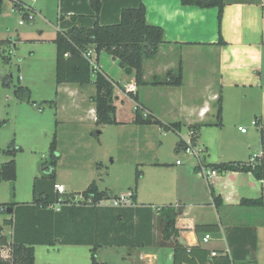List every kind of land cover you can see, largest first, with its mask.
Instances as JSON below:
<instances>
[{
	"label": "crops",
	"instance_id": "crops-1",
	"mask_svg": "<svg viewBox=\"0 0 264 264\" xmlns=\"http://www.w3.org/2000/svg\"><path fill=\"white\" fill-rule=\"evenodd\" d=\"M137 2L138 0H104L102 9L97 12L92 8L91 0H60L56 20L58 21L63 5L64 11L69 16L81 13L87 14L89 18L93 16V19L102 23H114L120 18L121 6H133ZM142 2L146 6L147 21L161 26L165 37V42L159 46L156 56L144 61V80L147 82L164 80L167 74L177 72L182 66V85L139 86L135 82L134 75L122 70L118 60L102 52L97 64L117 82L115 104L117 120L120 123L101 125L96 123L95 103L91 99L95 90L94 84L86 86L56 84V95L51 100L56 101L54 127L59 130L57 150L61 151L60 156H65L69 147L71 154H77L84 138L88 141V148H97V144L102 146L104 132L110 126L120 127L121 132H128L131 137L140 132L142 151L143 127H153L158 124L146 125L134 122L136 109L140 105L145 116L149 113L164 123L182 124L180 132L175 131L179 136L175 146L176 153L184 152V147L178 150L177 145L181 139L185 144L186 140L190 139L189 127L205 123L207 125L198 130L196 141V145L205 151L202 156L204 165L248 161L238 155L242 148L228 136L227 130L233 127L242 131L240 123L243 120L257 118L260 125H255V129L261 145L260 127L264 125V0H225L221 24H219L217 7L186 6L181 0H142ZM24 13L26 17V10ZM83 22L90 21L83 19ZM58 29L57 22L56 34ZM56 34L50 38L54 43ZM221 38L223 43H220ZM150 76L153 78L151 79ZM129 83L136 84V92L127 89ZM90 87L91 93L87 91ZM117 89L124 93L119 98ZM135 94H138L139 102L134 99ZM43 96L47 97V95ZM219 96L222 97L221 126L214 124ZM90 99L91 101H88ZM127 99L134 104L128 119L122 120L119 119L118 113L125 108L126 102L130 103ZM45 108L39 106L38 116L46 115ZM84 129L91 133V136L79 137ZM170 132L165 131L163 135L166 136ZM243 133L248 132L246 130ZM94 135L96 137H93ZM248 148L251 149L250 146ZM159 149L161 150V147L154 155L157 161L150 164L164 169L169 176L159 181L162 184L157 180L153 181L152 192L146 190L150 183L148 181L146 184V175L141 176L136 189V201L131 205L152 208L172 205L179 212L176 226L180 233L179 241L183 239L184 245H201L211 252H222L230 248L231 241L234 252L241 260L254 259L257 264H264V207L241 205L244 198L262 197L264 200V179L256 178L252 172L241 171L219 172L217 176L207 178L200 171L195 157L182 160V163L178 164L177 160L180 158L176 159L174 155L171 161H168L170 163H167L160 159ZM93 161L98 162L95 156L91 162ZM68 166L73 167L68 168L67 175L81 177L85 173L75 168L77 167L75 164ZM105 166L103 162H99L97 166L93 165L89 168L85 180L87 187L96 180L101 190L113 192L105 185V176L109 174L104 169ZM93 168L96 173L91 170ZM56 173L57 183L65 187V184L72 186L68 181L67 183L58 181L57 169ZM61 177L64 178L65 174H61ZM131 189L132 187H129L124 194L133 192ZM70 192L78 193L75 190ZM214 193L220 197L219 204L215 201ZM112 203L113 200L108 199L101 205L114 206ZM6 218L10 216L3 218L0 225L3 228L2 234L11 242L13 227L4 225ZM211 224H218L220 231L209 232L211 238L205 242L204 237L207 233L199 232L197 227ZM153 225L156 242L145 247H127L129 251L126 254L131 259L129 264H174V247L159 243L162 220L158 213L155 214ZM7 227L11 236L6 231ZM81 246L89 247L91 264V245L62 243L35 245V264L72 263L77 255L79 256Z\"/></svg>",
	"mask_w": 264,
	"mask_h": 264
},
{
	"label": "trees",
	"instance_id": "trees-1",
	"mask_svg": "<svg viewBox=\"0 0 264 264\" xmlns=\"http://www.w3.org/2000/svg\"><path fill=\"white\" fill-rule=\"evenodd\" d=\"M186 6L201 8H218L219 24L223 17L225 0H181ZM104 0H91V6L99 12ZM15 7L25 10L20 0H15ZM120 18L114 23H102L87 14L68 15L61 5L58 18L59 29L54 39L57 45L56 56V83L77 84L86 86L94 84L96 93L91 97L95 103L96 123L118 124L117 106L115 104V89L117 82L104 70L97 72L86 56L88 50H93L98 63L102 52L110 54L118 60L122 70L134 75L137 85H174L183 83V69L180 66L177 72H170L164 80L147 82L144 80L143 66L145 59L156 56L159 46L165 42L164 30L159 25L150 24L146 17V6L138 0L133 6H121ZM69 16V17H68ZM83 19L90 22L84 23ZM220 43H223L222 38ZM2 54V53H1ZM0 54V55H1ZM6 61L11 57L3 55ZM17 98L28 100L29 87L19 85L15 90ZM139 102L138 94L133 95ZM33 103L36 104V101ZM49 104L55 106V100H44L39 106ZM256 125L259 120L256 118ZM134 122L137 124H158L165 131L180 132L182 124L179 122L164 123L152 114L143 115L139 105L135 112ZM215 125H222V97H218L217 116ZM207 124L199 123L190 126V139L196 145L198 130ZM262 155L256 162L230 161L221 163H208L207 167L217 169L219 172L241 171L252 172L258 179H264V125L260 127ZM57 134L50 144L49 156L42 160L41 175H37L33 182L34 199L27 203H14L7 208L0 205V212L10 218L4 220V225L13 227V237L9 242L11 260L0 259V264H35V245L56 243L91 245V264H101L98 251L104 246H126L138 248L152 245L156 242L153 219L158 213L162 220L161 243L174 247V264H257L254 259L241 260L236 254L230 241V248L226 251L212 252L201 245L188 246L179 241V229L176 226L179 212L172 206H102L101 202L116 199L108 190H101L94 180L81 193L66 192L60 194L55 189L57 183L56 167L59 156L57 155ZM185 141L181 139L177 145L180 150ZM21 148L12 141L4 150L10 159L0 168V180L14 181L17 178L16 155ZM2 150L0 149V152ZM142 176L137 171L135 187L132 188L133 203L136 201V189ZM82 199H77L78 197ZM215 201L220 203V197L214 193ZM58 204L59 207H50ZM244 206H263L264 200L260 198H244ZM0 225V239L3 244L8 243V237L2 234ZM199 232H218L220 226L205 225L197 227ZM257 240V237L256 239ZM256 243V241H255ZM256 247V244H255ZM244 261V262H242Z\"/></svg>",
	"mask_w": 264,
	"mask_h": 264
},
{
	"label": "rangeland",
	"instance_id": "rangeland-1",
	"mask_svg": "<svg viewBox=\"0 0 264 264\" xmlns=\"http://www.w3.org/2000/svg\"><path fill=\"white\" fill-rule=\"evenodd\" d=\"M20 1L24 5L33 4L35 10L33 21L24 17V10L15 7V0H0V49L3 50L0 55V149L2 150L0 168L10 159L4 151L9 143L14 141L15 146L21 148L15 157L17 178L14 181L0 180V205L5 204L7 208L14 203L33 201L34 177L41 175L42 160L49 156L50 144L55 134L59 132L54 127L56 112L54 106L44 105L46 115L41 117L38 116V112H40L39 105L44 101L41 99L51 100L56 95L57 46L50 38L56 34L60 0ZM21 20H24L25 24L21 25ZM9 49H11V55L8 53ZM3 55H9L11 59L6 61ZM19 85L29 87L31 92L29 101L17 98L15 90ZM87 91L91 93V87L87 88ZM117 92H119L118 98L124 94L120 89H117ZM95 93L96 89L93 90V96ZM127 100L130 101V99ZM34 101L36 104L33 103ZM127 103L129 102H126L125 108L118 113L119 119H128L134 103L133 101ZM253 120V118L245 119L240 123L248 133L233 127L227 130L228 136L241 146L242 149L238 155L243 160H249L261 151L259 135ZM143 128L142 151L141 133L137 132V135L131 137L128 132H121L118 126L107 127L103 135L104 143L100 146L96 142L97 148H88V141L84 138L77 154H71L69 147L65 156L61 157V151L57 150L58 181L72 183V186L65 184L67 191L75 190L82 193L87 187L85 180L89 168L103 162L106 165L104 169L109 172L105 176V185L112 189L113 192L109 191L112 196L126 193L129 187L134 188L138 170L141 171L142 176L146 175V184L150 182L146 190L152 192L153 181L159 182L169 176L164 169L150 164L157 161L154 155L158 148L161 147L160 159L167 163H170L168 161H171L174 155L176 159L180 158L183 161L194 158L193 155L182 151L176 153L175 146L179 136L175 131L172 130L164 136L165 130L158 125ZM158 128H160L159 131ZM80 134L79 137L91 136L86 129ZM253 140L254 143H252ZM249 146L251 149L248 148ZM94 156L97 163L91 162ZM73 164L77 166L75 168L85 172L83 176L67 175L68 168L73 167L68 165ZM91 170L95 172L94 168ZM61 174H65V177H61ZM5 217L8 216L0 212V221ZM6 231L11 236L8 227ZM127 251H129L127 247L104 246L98 251V259L101 264H129L131 259L126 254ZM84 256L86 264H90L88 246H81L79 256L77 255L75 261L69 264H84Z\"/></svg>",
	"mask_w": 264,
	"mask_h": 264
},
{
	"label": "built area",
	"instance_id": "built-area-1",
	"mask_svg": "<svg viewBox=\"0 0 264 264\" xmlns=\"http://www.w3.org/2000/svg\"><path fill=\"white\" fill-rule=\"evenodd\" d=\"M33 2H35L36 0H32ZM25 7V10H26V19L28 20H31L33 21L35 19V16H34V6L29 4V5H24ZM25 21L24 20H21L20 23L23 24ZM3 53V50L0 49V54ZM8 53L11 55V49L8 50ZM86 56L90 59L91 61V64L93 65L94 67V71L97 72V70L99 69V66L95 60V54H94V51L93 50H88L86 52ZM127 89L129 91H132V92H136L137 91V86L136 84L134 83H129L127 85ZM256 120L253 121V124L256 125ZM240 129L245 132L246 131V128L244 127H240ZM184 152L187 153V154H190V155H193L198 163H199V166H200V171L205 174L207 176V178L209 177H214V176H217L219 174V171L217 169H213V168H209L207 167L206 165L203 164V160H202V156L204 155V149L197 146V145H194L191 141V139H188L186 140V144L184 145ZM262 155V151L260 154L258 155H254L250 158V162L254 163L257 161V159ZM177 163L178 164H181L182 163V159H178L177 160ZM55 189L60 193V194H63V193H66L67 192V189L64 185L62 184H59V183H56L55 184ZM77 199H82V197H78L76 198ZM104 201H102L101 203H103ZM114 206H124V205H131L133 204V199H132V192H129L127 194H123L121 196H119L118 198L116 199H113V203H112ZM50 207H56L58 208L59 205L58 204H53V205H50ZM211 238V235L209 233H207L204 237V241L207 242L209 241V239ZM216 251H212V255H216ZM12 258V254H11V248H10V245H9V242L7 244H3L1 242V239H0V259H3V260H11Z\"/></svg>",
	"mask_w": 264,
	"mask_h": 264
},
{
	"label": "water",
	"instance_id": "water-1",
	"mask_svg": "<svg viewBox=\"0 0 264 264\" xmlns=\"http://www.w3.org/2000/svg\"><path fill=\"white\" fill-rule=\"evenodd\" d=\"M181 242H182L183 244H185V241H184L183 239L181 240Z\"/></svg>",
	"mask_w": 264,
	"mask_h": 264
}]
</instances>
